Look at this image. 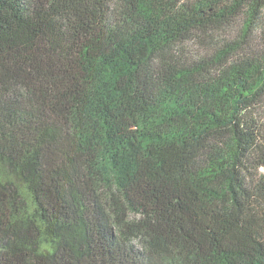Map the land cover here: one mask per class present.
I'll list each match as a JSON object with an SVG mask.
<instances>
[{"label": "trees", "instance_id": "trees-1", "mask_svg": "<svg viewBox=\"0 0 264 264\" xmlns=\"http://www.w3.org/2000/svg\"><path fill=\"white\" fill-rule=\"evenodd\" d=\"M0 264H264V0H0Z\"/></svg>", "mask_w": 264, "mask_h": 264}, {"label": "rangeland", "instance_id": "rangeland-1", "mask_svg": "<svg viewBox=\"0 0 264 264\" xmlns=\"http://www.w3.org/2000/svg\"><path fill=\"white\" fill-rule=\"evenodd\" d=\"M192 44H189V47H191Z\"/></svg>", "mask_w": 264, "mask_h": 264}]
</instances>
